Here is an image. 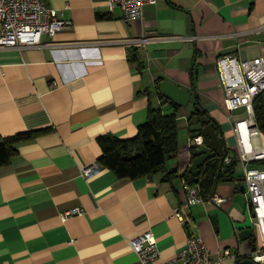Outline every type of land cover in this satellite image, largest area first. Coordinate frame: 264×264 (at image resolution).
Returning a JSON list of instances; mask_svg holds the SVG:
<instances>
[{
  "label": "crops",
  "instance_id": "1",
  "mask_svg": "<svg viewBox=\"0 0 264 264\" xmlns=\"http://www.w3.org/2000/svg\"><path fill=\"white\" fill-rule=\"evenodd\" d=\"M45 2L70 26L42 35L38 47L0 49V137L43 130L15 143V154L0 167V264H140L129 239L146 230L163 261L189 236L203 239L211 260L252 259L251 239H240L252 226L246 184L235 179L245 170L264 171V159H241L238 138L248 149V135L237 123L247 115L225 109L217 61H264V0H158L128 23L119 9L109 12L108 0ZM140 38L145 41L128 43ZM159 78L192 94L177 112L179 151L161 172L120 179L97 164V139L134 137L149 101L173 113L155 93ZM198 104L220 126L224 157L236 161L234 181L223 177L214 191L224 200L219 206L211 196L183 207L181 181L194 159L188 120ZM250 141L264 149L262 133ZM92 164L99 173L83 177ZM76 208L83 214L60 220Z\"/></svg>",
  "mask_w": 264,
  "mask_h": 264
},
{
  "label": "built area",
  "instance_id": "2",
  "mask_svg": "<svg viewBox=\"0 0 264 264\" xmlns=\"http://www.w3.org/2000/svg\"><path fill=\"white\" fill-rule=\"evenodd\" d=\"M158 0H108V10L113 14L115 9L121 12V19L128 23L140 19L147 5H155ZM70 21L63 19L62 14L50 8L45 0H0V49H25L40 46L42 35L55 36L58 32L70 26ZM193 40V38H189ZM144 38L128 41L132 44L143 43ZM220 82L224 90V107L228 112L244 109L247 118L237 123L244 125L248 135V149L242 138H238L241 159L255 161L264 159V149L254 147L250 141L260 136L254 113V100L264 93V61L261 58L253 60H237L226 56L217 61ZM189 147L203 145L202 137L189 140ZM232 164L229 157L224 158L222 173H226ZM99 173L98 165L92 164L82 169V176L92 178ZM191 177H183L181 191L185 199L183 207L202 205L205 202L199 184L192 183ZM244 182L246 193L252 207L248 210L252 219L253 232L258 246L252 254L256 264H264V171L257 169L245 170ZM216 205H221L223 199L217 195L211 197ZM181 208H175L174 216L180 221ZM83 214L76 208L60 215L65 222L71 216ZM133 253L140 264H223V258L211 260L210 253L202 238L189 236L185 247L172 259L160 260V251L155 236L150 230L143 231L129 239ZM226 251L224 256H228Z\"/></svg>",
  "mask_w": 264,
  "mask_h": 264
},
{
  "label": "trees",
  "instance_id": "3",
  "mask_svg": "<svg viewBox=\"0 0 264 264\" xmlns=\"http://www.w3.org/2000/svg\"><path fill=\"white\" fill-rule=\"evenodd\" d=\"M162 80V78H159L156 81L155 93L161 105L169 103L172 106L173 113L167 114L162 111L161 107H154L149 101L147 119L138 127L137 134L134 137L121 140L113 135H104L97 139L101 149V156L97 159V164L109 169L120 179L134 180L161 172L165 169L166 161L175 157L179 151L177 112L180 107L170 103L159 94V84ZM253 113L257 128L264 135V93L254 100ZM191 115H193V112L189 118H191ZM216 124V130L218 131L220 126L217 122ZM42 133L43 130H37L7 138L0 137V167L6 165L11 156L15 154V143L25 139H34ZM195 149L196 147H191V153ZM226 151H224L221 158L215 157L208 160L197 177L190 174L184 175V177L190 176L192 183L199 184L204 199L214 195L216 186L223 177L236 178L234 174L235 160L227 167L226 173H222L224 168L222 161L225 158ZM170 175L174 174L168 176ZM241 261L237 258V264H240Z\"/></svg>",
  "mask_w": 264,
  "mask_h": 264
},
{
  "label": "water",
  "instance_id": "4",
  "mask_svg": "<svg viewBox=\"0 0 264 264\" xmlns=\"http://www.w3.org/2000/svg\"><path fill=\"white\" fill-rule=\"evenodd\" d=\"M159 94L169 101L181 108H187L192 100V94L169 82L162 81L159 84ZM216 121L211 118L198 104L194 107L193 115L188 120V128L190 132V139L202 137L203 145L196 148L192 153L193 162L188 168L190 174L197 177L200 173V168L204 164L215 157L221 158L225 151V141L219 138V131L216 130ZM237 182H244V178L235 179ZM234 178H227L224 182H232ZM242 192H245V188L242 185L240 187ZM252 203L249 202L248 209L250 210ZM211 222L216 225V218L212 216ZM240 239L242 241L250 240L252 244V252L256 249V235L253 232L252 226L240 232ZM240 264H256L252 259H245Z\"/></svg>",
  "mask_w": 264,
  "mask_h": 264
},
{
  "label": "rangeland",
  "instance_id": "5",
  "mask_svg": "<svg viewBox=\"0 0 264 264\" xmlns=\"http://www.w3.org/2000/svg\"><path fill=\"white\" fill-rule=\"evenodd\" d=\"M249 221H250V224L253 222L250 215H249Z\"/></svg>",
  "mask_w": 264,
  "mask_h": 264
},
{
  "label": "bare ground",
  "instance_id": "6",
  "mask_svg": "<svg viewBox=\"0 0 264 264\" xmlns=\"http://www.w3.org/2000/svg\"><path fill=\"white\" fill-rule=\"evenodd\" d=\"M242 131H243V130H242ZM244 131H246V128L244 129ZM245 133H247V132H244L243 135H245ZM245 138H246V137H245ZM246 139H247V138H246ZM247 141H248V139H247Z\"/></svg>",
  "mask_w": 264,
  "mask_h": 264
}]
</instances>
